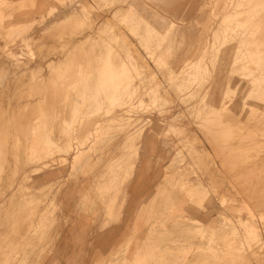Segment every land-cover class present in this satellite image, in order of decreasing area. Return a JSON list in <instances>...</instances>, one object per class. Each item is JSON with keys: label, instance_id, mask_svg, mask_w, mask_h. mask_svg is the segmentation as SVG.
Returning <instances> with one entry per match:
<instances>
[{"label": "rangeland", "instance_id": "obj_1", "mask_svg": "<svg viewBox=\"0 0 264 264\" xmlns=\"http://www.w3.org/2000/svg\"><path fill=\"white\" fill-rule=\"evenodd\" d=\"M0 43V264L120 212L96 264H264V0H0Z\"/></svg>", "mask_w": 264, "mask_h": 264}, {"label": "crops", "instance_id": "obj_2", "mask_svg": "<svg viewBox=\"0 0 264 264\" xmlns=\"http://www.w3.org/2000/svg\"><path fill=\"white\" fill-rule=\"evenodd\" d=\"M152 140V138L149 139L148 147L155 145ZM138 177L140 178V173L137 174ZM87 217L79 215L74 219L75 227L68 225L67 228H61V233L55 234L54 232L51 247L46 252L50 251L44 256H40L37 264H96V261L101 257L112 252L121 244L123 246L130 233L128 223L131 218L129 216L120 212L109 225L101 215L93 217L91 223L85 221ZM137 219L138 223L141 219L140 214L137 215ZM38 248L32 249L31 253L40 254L41 248ZM30 262L35 263L34 260L33 262L30 260Z\"/></svg>", "mask_w": 264, "mask_h": 264}, {"label": "bare ground", "instance_id": "obj_3", "mask_svg": "<svg viewBox=\"0 0 264 264\" xmlns=\"http://www.w3.org/2000/svg\"><path fill=\"white\" fill-rule=\"evenodd\" d=\"M47 2V0H40V3H41V6H42V3L44 4V3H46ZM257 11V10H256ZM24 26V25H23ZM22 26V27H23ZM20 29V28H19ZM17 31V30H16ZM13 32V31H12ZM53 32V31H52ZM15 33V32H14ZM50 33V32H49ZM50 41V40H49ZM1 44V43H0ZM48 47V46H47ZM2 50V49H1ZM70 51V50H69ZM63 53V52H62ZM61 55V54H60ZM77 55V54H76ZM79 55V54H78ZM42 56V55H41ZM45 56V55H44ZM42 58V57H41ZM45 59V58H44ZM48 59V58H47ZM89 64V63H88ZM133 65V64H132ZM42 66V65H41ZM27 67V66H26ZM23 69V68H22ZM29 69V68H28ZM88 69V68H87ZM263 70V69H262ZM23 71V70H22ZM101 73V72H100ZM101 75V74H100ZM105 75V74H104ZM23 76H24V74H23ZM22 76V77H23ZM106 76V75H105ZM1 77V76H0ZM21 77V76H20ZM71 77V76H70ZM19 78V77H18ZM111 78V77H110ZM53 79V78H52ZM40 80V79H39ZM58 79H56L55 81H57ZM60 80V79H59ZM109 81V80H108ZM63 82V81H62ZM87 82V81H86ZM99 82V81H98ZM101 82V81H100ZM103 82V81H102ZM38 83V82H37ZM85 83V82H84ZM83 83V84H84ZM106 83V82H105ZM88 84V83H87ZM101 84V83H100ZM104 84V83H103ZM102 84V85H103ZM107 84V83H106ZM5 85V84H4ZM43 85V84H42ZM97 85V84H96ZM41 86V85H40ZM84 86V85H83ZM91 86V85H90ZM99 86V85H98ZM60 87V86H59ZM103 87V86H102ZM106 87V86H105ZM12 88V87H11ZM87 89H88V87H86ZM86 90V89H85ZM89 90V89H88ZM103 90H105V89H103ZM10 91V90H9ZM15 91V90H14ZM102 93V92H101ZM8 94V93H7ZM14 94V93H13ZM54 98V97H53ZM94 100V99H93ZM9 101V100H8ZM41 101V100H40ZM1 104V103H0ZM10 104V103H9ZM16 104V103H15ZM48 104V103H47ZM36 105V104H35ZM28 108H29V106H27ZM25 108V107H24ZM25 110V109H24ZM41 111V110H40ZM41 112H43V111H41ZM7 114V113H6ZM39 114V113H38ZM58 115V114H57ZM11 118V117H10ZM31 119V118H30ZM216 119H218V118H216ZM30 121V120H29ZM47 121V120H46ZM9 122V121H8ZM41 124V123H40ZM25 125V124H24ZM49 125V124H48ZM214 125V124H213ZM264 128V127H263ZM28 129V128H27ZM7 130V129H6ZM30 130V129H29ZM24 132V131H23ZM29 132V131H28ZM32 132V131H31ZM121 133V132H120ZM19 134V133H18ZM119 134V133H118ZM13 135V134H12ZM18 136V135H17ZM260 137V136H259ZM7 138V137H6ZM25 138V137H24ZM30 142V141H29ZM104 143V142H103ZM29 145V144H28ZM25 147V146H24ZM27 148V147H26ZM25 148V149H26ZM264 150V149H263ZM237 151V150H236ZM1 152V151H0ZM217 152V151H216ZM25 154V153H24ZM218 156V155H217ZM247 156V155H246ZM231 157V156H230ZM229 157V158H230ZM24 158V157H23ZM251 158V157H250ZM10 161V160H9ZM1 163H2V161H1ZM26 163H28V162H26ZM29 164V163H28ZM22 165V164H21ZM5 166V165H4ZM26 166V165H25ZM227 166H229V165H227ZM235 166V165H234ZM233 166V167H234ZM238 166V165H237ZM251 166V165H250ZM11 167V166H10ZM6 168V167H5ZM243 168V167H242ZM11 169V168H10ZM227 170V169H226ZM235 170V169H234ZM263 170V169H262ZM13 171H16V170H13ZM22 171V170H21ZM225 171V170H224ZM254 171V170H253ZM240 172V171H239ZM255 172H256V170H255ZM228 173V172H227ZM247 173V172H246ZM237 174V173H236ZM253 174V173H252ZM15 175V174H14ZM217 175V174H216ZM247 175V174H246ZM254 175V174H253ZM8 176V175H7ZM234 177H236V176H234ZM1 180V179H0ZM250 180V179H249ZM240 183V182H239ZM96 185V184H95ZM256 185V184H255ZM239 186V185H238ZM15 189V188H14ZM8 192V191H7ZM31 193V192H30ZM255 195V194H254ZM256 205H258V204H256ZM20 210V209H19ZM16 211V210H15ZM18 214V213H17ZM6 215V214H5ZM16 215V214H15ZM3 217V216H2ZM7 217V216H6ZM11 218V217H10ZM15 218V217H14ZM3 229H5V228H3ZM37 230V229H36ZM6 232V231H5ZM40 233V232H39ZM2 234V233H1ZM32 234V233H31ZM52 234V233H51ZM164 234V233H163ZM34 235V234H33ZM8 236V235H7ZM2 237V236H1ZM36 238H38V237H36ZM1 239H3V238H1ZM46 239V238H45ZM27 240V239H26ZM37 240V239H36ZM52 240V239H51ZM55 240V239H54ZM30 242V241H29ZM1 243V242H0ZM45 244V243H44ZM47 246V245H46ZM41 247V246H40ZM39 247V248H40ZM38 248V249H39ZM30 251V250H29ZM38 251V250H37ZM33 252V251H32ZM26 253V252H25ZM24 254V253H23ZM37 256V255H36ZM30 257V256H29ZM35 257V256H34ZM22 258V257H21ZM25 258V257H24ZM156 258V257H155ZM39 259V258H38ZM37 259V260H38ZM21 260V259H20ZM19 260V261H20ZM18 261V262H19ZM26 261V260H25ZM21 262V261H20ZM33 262V261H32ZM38 262V261H37ZM27 263H30V264H33V263H31L30 261L28 262H26V264ZM20 264V263H19ZM35 264V263H34Z\"/></svg>", "mask_w": 264, "mask_h": 264}]
</instances>
